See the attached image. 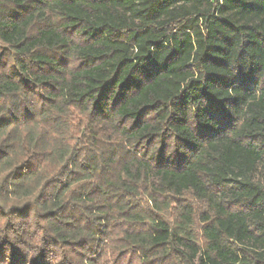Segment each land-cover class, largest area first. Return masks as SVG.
<instances>
[{
    "label": "trees",
    "instance_id": "trees-1",
    "mask_svg": "<svg viewBox=\"0 0 264 264\" xmlns=\"http://www.w3.org/2000/svg\"><path fill=\"white\" fill-rule=\"evenodd\" d=\"M0 264H264V0H0Z\"/></svg>",
    "mask_w": 264,
    "mask_h": 264
}]
</instances>
